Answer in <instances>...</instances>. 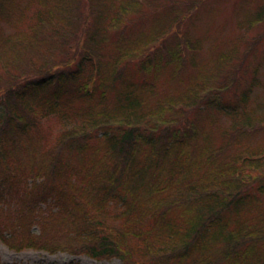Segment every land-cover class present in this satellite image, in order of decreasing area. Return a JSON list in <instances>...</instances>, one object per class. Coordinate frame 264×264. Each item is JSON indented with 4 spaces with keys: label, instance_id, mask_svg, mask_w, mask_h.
I'll list each match as a JSON object with an SVG mask.
<instances>
[{
    "label": "trees",
    "instance_id": "obj_1",
    "mask_svg": "<svg viewBox=\"0 0 264 264\" xmlns=\"http://www.w3.org/2000/svg\"><path fill=\"white\" fill-rule=\"evenodd\" d=\"M205 1L0 0V240L264 264V102L251 105L257 68L243 77L260 35L206 54L192 33ZM243 14L238 28L264 22V2ZM39 204L40 236L24 221Z\"/></svg>",
    "mask_w": 264,
    "mask_h": 264
},
{
    "label": "rangeland",
    "instance_id": "obj_2",
    "mask_svg": "<svg viewBox=\"0 0 264 264\" xmlns=\"http://www.w3.org/2000/svg\"><path fill=\"white\" fill-rule=\"evenodd\" d=\"M264 0H206L204 5L207 9H211L212 12H208L201 6L199 8L198 16L194 19L196 21V29H192L194 36L203 35L204 38V52L207 54L208 46L212 38H217L219 45L223 48L224 42L233 39L236 35L243 34L244 36L251 38L254 35H260L256 44L255 55L246 58V63H249V71L245 70L246 75L244 79H250L253 76L252 67L257 68V75L261 83L260 86L254 89L252 94L251 105L255 106L257 103L264 102V22L243 25L238 28L235 25V10L239 13V21L245 17L243 11L253 12L259 3H263ZM12 32L9 27L6 31ZM8 33V32H7ZM209 53V51H208ZM238 75L242 76L241 69ZM264 136V135H263ZM15 202V200H11ZM9 206V209L0 210V219H10L7 215V211L12 209L10 201L4 204L3 207ZM41 207H44L41 205ZM44 209V208H42ZM55 208L52 207L49 211L41 213L42 216H48L54 214L50 218H47L48 225L51 229H54L56 233L54 236H58L59 239L63 238L60 231H63L64 227L58 223V215L54 212ZM39 219V220H38ZM27 221L30 226L32 225V233L40 236V204L33 213L32 220ZM43 237L46 239H52L51 233L47 230L43 233ZM0 264H123L116 258L95 260L85 254L72 255L63 251L47 252L40 247H23L19 251L11 249L8 244L0 240Z\"/></svg>",
    "mask_w": 264,
    "mask_h": 264
}]
</instances>
